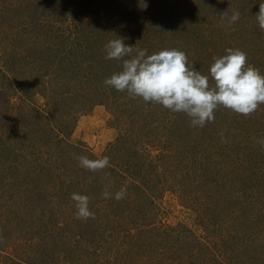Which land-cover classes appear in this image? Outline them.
Listing matches in <instances>:
<instances>
[{
  "label": "rangeland",
  "instance_id": "1",
  "mask_svg": "<svg viewBox=\"0 0 264 264\" xmlns=\"http://www.w3.org/2000/svg\"><path fill=\"white\" fill-rule=\"evenodd\" d=\"M191 1L0 0V264H147L139 247L160 230L162 264H264V104L250 115L218 107L193 128L104 84L122 69L105 58L116 38L147 55L184 51L204 75L240 49L264 75V0ZM226 11L240 13L231 27ZM213 140L226 156L205 181L207 153L196 150L212 153ZM120 142L134 164L114 151ZM80 156L109 165L92 172ZM73 193L89 197L94 218L76 217Z\"/></svg>",
  "mask_w": 264,
  "mask_h": 264
},
{
  "label": "clouds",
  "instance_id": "2",
  "mask_svg": "<svg viewBox=\"0 0 264 264\" xmlns=\"http://www.w3.org/2000/svg\"><path fill=\"white\" fill-rule=\"evenodd\" d=\"M255 17L264 30V4L260 5ZM220 18L231 27L239 20L240 13L228 16L226 11ZM225 51L226 55L213 58L209 74L204 75L189 66L184 51L164 48L147 55L146 49H137L126 44L123 38H116L105 45V58L122 61V69L106 78L104 84L116 91L127 92L132 98L183 113L193 128H202L213 121L215 110L221 106L237 114L250 115L264 104V75L254 66L247 65V54L242 50L228 48ZM210 77L214 80L212 86ZM220 135L223 137V133ZM78 162L80 167L95 172L109 165V157L93 160L80 156ZM125 193L126 188L122 187L115 198L122 199ZM103 196L109 198L110 194L105 191ZM71 199L75 202L78 219L94 218L88 196L73 193Z\"/></svg>",
  "mask_w": 264,
  "mask_h": 264
},
{
  "label": "trees",
  "instance_id": "3",
  "mask_svg": "<svg viewBox=\"0 0 264 264\" xmlns=\"http://www.w3.org/2000/svg\"><path fill=\"white\" fill-rule=\"evenodd\" d=\"M237 1V0H236ZM192 3H196V0H192L191 1ZM198 3H200L201 5L202 4H206L205 3V1H203V0H199V2ZM1 18V17H0ZM0 25H1V22H0ZM0 37H1V35H0ZM2 48L0 47V50H1ZM5 49V48H4ZM4 52V51H3ZM80 112H82V111H79V113ZM140 115H141V113H139ZM139 119V118H138ZM138 119H136V120H138ZM144 119V118H143ZM142 119V120H143ZM141 119H139V121H137L136 123H134V127L135 128H138V127H140L141 129H143V123H141V121H142ZM233 120H235V119H233ZM233 120H232V122H233ZM134 120H126V124H130L131 122H133ZM225 124H229V122H227V123H225ZM148 125V124H147ZM233 127V126H232ZM232 127H230V128H232ZM230 134H231V131L229 132ZM229 135V134H228ZM232 135V134H231ZM126 140V139H125ZM127 143V142H126ZM209 144H211V145H214V146H211L212 148H211V152L212 153H209V151L206 149H203V150H201V151H199V150H196L197 151V153H201V154H197V157H198V155H205L206 153V156H205V158H204V160H206V161H208L209 162V166L208 167H206L208 164H201L200 165V168H199V170L202 172V178L203 179H205V181L207 180V181H211V179H213V181H215V180H217V177H218V175H219V173L221 172V170H218V172H216L217 171V166L215 167V170L213 169L214 167H212L211 166V164H210V162H212V160H213V163L212 164H216V159L218 160V158H219V160H224V158H225V156H226V154H223V152H220L218 149H217V147L215 146V144H214V140L211 142V141H209ZM209 144H208V146L207 147H209ZM194 146H197V145H194ZM115 148V149H114ZM113 149H114V151H116L117 152V154L118 155H120L123 159H125V162L126 161H128V162H126V163H133L134 164V162H133V158L135 159H137V156H135L136 154H135V152L132 150L133 148H132V146L131 145H128L127 146V148H125L124 146H123V144L120 142V144H118V145H116L115 147H114ZM125 150V151H124ZM124 151V152H123ZM125 152H127V154L125 153ZM130 157H132V159H129ZM205 161V162H206ZM222 162V161H221ZM136 164V163H135ZM195 170V169H194ZM114 171H116V170H114ZM192 173V176H193V172H191ZM199 179H200V177H199ZM127 195H129V194H127ZM130 196H133L132 194L131 195H129L128 197H130ZM133 230H137V229H133ZM161 231L162 230H160L159 231V235H160V237L159 238H157V242L156 241H153V243L152 244H150V245H148L149 243H145V245H140V247H139V249H141L142 248V250H145V256H144V258H146L147 259V261H145V263H147V264H162V260H161V258L158 260V261H156V259H158V257L159 256H161V252L162 251H165L166 250V248L164 247V248H162V247H160V244L159 243H162L161 241H164V240H166V238L168 237V234L165 232V233H161ZM164 232V231H163ZM143 233V232H142ZM142 233H138V234H130V233H128V235H126V239L125 240H128V238L129 239H133V238H136V236H138L139 234L141 235ZM170 233V232H169ZM49 236V235H48ZM49 238V237H48ZM36 241H38L37 239H36ZM140 251V250H139ZM85 252V251H84ZM95 253H98V254H100L98 251H96ZM35 257H37L38 256V252H36L35 253V255H34ZM156 256H157V258H156ZM173 263H174V261H176V260H178L177 259V256L176 255H174V257H173ZM17 264V263H16ZM22 264H41V263H39V262H34V263H31V262H22ZM45 264H49V262H47V261H45ZM168 264H172V262H171V260L169 261V263ZM202 264H204V262H202Z\"/></svg>",
  "mask_w": 264,
  "mask_h": 264
}]
</instances>
